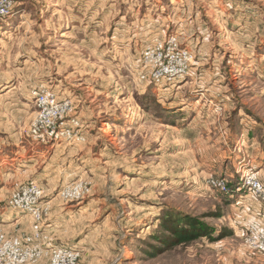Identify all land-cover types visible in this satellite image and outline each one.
Returning <instances> with one entry per match:
<instances>
[{
  "label": "rangeland",
  "instance_id": "1",
  "mask_svg": "<svg viewBox=\"0 0 264 264\" xmlns=\"http://www.w3.org/2000/svg\"><path fill=\"white\" fill-rule=\"evenodd\" d=\"M158 42L187 71L151 85L139 77ZM38 90L61 132L46 144L28 137ZM0 107L1 132L48 148L35 171L0 173V207L33 225L0 232L23 249L77 250L74 264H264V0H19L0 25ZM29 184L39 220L9 203ZM53 200L77 211L73 236L42 244ZM180 227L201 235L161 246Z\"/></svg>",
  "mask_w": 264,
  "mask_h": 264
},
{
  "label": "built area",
  "instance_id": "2",
  "mask_svg": "<svg viewBox=\"0 0 264 264\" xmlns=\"http://www.w3.org/2000/svg\"><path fill=\"white\" fill-rule=\"evenodd\" d=\"M19 0H0V25L4 19L9 18L15 5ZM174 45L167 43L163 46L162 43H157L156 45H151L147 47L143 53L142 67L144 73L139 77L142 82L146 83H172L178 78L182 77L187 71V64L181 60L173 52ZM42 90L32 91L31 94L36 100L39 108V112L35 119V125L33 129H29L28 137L37 143H48L59 139L61 132H57L56 128L47 130L50 127L48 124V117L51 115V110L48 114L47 112V95L41 92ZM247 183L251 184L248 180ZM28 186H23L20 188L22 193L18 191L14 192L11 197L10 205L16 210L22 212H27L36 218L40 219V206L36 204L35 198L40 194L39 188L34 184H29ZM72 190V189H71ZM75 188L71 192H75ZM68 195L70 192L66 193ZM26 242H30L26 238ZM22 240L18 238L10 239L2 236L0 232V262L3 261L5 264H20L29 260L30 258L39 257L45 250H50L51 254V264H74L77 257L78 251L73 249H68L52 244H48L45 247H35L34 249H23Z\"/></svg>",
  "mask_w": 264,
  "mask_h": 264
},
{
  "label": "crops",
  "instance_id": "3",
  "mask_svg": "<svg viewBox=\"0 0 264 264\" xmlns=\"http://www.w3.org/2000/svg\"><path fill=\"white\" fill-rule=\"evenodd\" d=\"M0 124L2 123L0 122ZM21 139H23V136L20 135V132L17 137V135L12 136L8 130L0 131V173L11 166H14V170H17V173H20L19 170L24 173L27 171L26 169L21 170L17 167L24 163H28L29 169H34V171L36 166L40 167V163L43 162L48 149L47 146L29 143L27 145L24 141L21 142ZM5 165H9L10 167H6ZM59 203L53 200L51 202L50 214L43 222L36 226L41 231L40 242L42 244H47L48 242L56 243L59 240L67 241L73 236V233L70 234L72 232L70 218L72 217L71 214H75L77 211L70 209L69 206L60 207ZM18 225L21 227L20 229L15 228ZM0 226L4 227L8 233L15 235L27 233L33 229V225L27 215L10 210L7 207H0Z\"/></svg>",
  "mask_w": 264,
  "mask_h": 264
},
{
  "label": "trees",
  "instance_id": "4",
  "mask_svg": "<svg viewBox=\"0 0 264 264\" xmlns=\"http://www.w3.org/2000/svg\"><path fill=\"white\" fill-rule=\"evenodd\" d=\"M162 225H165L162 224ZM165 228L169 229L170 227H166ZM171 233V237L168 238V240H164L161 241V246H166V245H170V247L175 246V245H179V244H185L188 243L190 241H192L195 238H198L201 233L198 232H193L190 230H187L185 227H180L179 229H171L170 231Z\"/></svg>",
  "mask_w": 264,
  "mask_h": 264
},
{
  "label": "bare ground",
  "instance_id": "5",
  "mask_svg": "<svg viewBox=\"0 0 264 264\" xmlns=\"http://www.w3.org/2000/svg\"><path fill=\"white\" fill-rule=\"evenodd\" d=\"M146 83H149V82H146ZM153 84L156 85L155 83H151V85H153ZM157 85H158V84H157Z\"/></svg>",
  "mask_w": 264,
  "mask_h": 264
}]
</instances>
